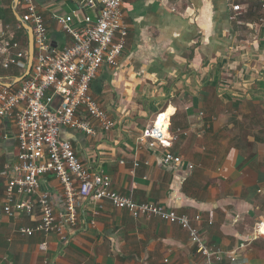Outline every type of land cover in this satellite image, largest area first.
Wrapping results in <instances>:
<instances>
[{
	"label": "crops",
	"instance_id": "obj_1",
	"mask_svg": "<svg viewBox=\"0 0 264 264\" xmlns=\"http://www.w3.org/2000/svg\"><path fill=\"white\" fill-rule=\"evenodd\" d=\"M245 1L125 0L128 36L119 65L102 63L90 85L113 126L103 131L95 125L94 136L69 127L59 133L81 162L107 174L119 193L198 214L203 239L222 254L214 264H264V9L249 11ZM35 2L57 51L70 38L55 16L71 13L75 2ZM18 3L14 8L13 0L0 1V31L10 26L17 44L11 52H22L25 62L24 69L0 67V82L10 86L20 83L27 66L28 37L26 47L10 15L17 21ZM233 4L241 9L233 11ZM160 113L169 114L173 139L168 147L150 148L141 135ZM16 135L14 117L1 118L0 171L14 157ZM165 151L181 162L163 165ZM4 189L0 176V202ZM40 190L59 214V179L42 175ZM101 205L94 213L96 203H81L66 241L55 233L19 234L39 218L37 206L31 218L0 212V264H203L179 225L134 218L107 200Z\"/></svg>",
	"mask_w": 264,
	"mask_h": 264
},
{
	"label": "built area",
	"instance_id": "obj_2",
	"mask_svg": "<svg viewBox=\"0 0 264 264\" xmlns=\"http://www.w3.org/2000/svg\"><path fill=\"white\" fill-rule=\"evenodd\" d=\"M3 1V0H0ZM167 3L169 0H160ZM261 8L264 9V0ZM71 13L56 15L61 31L70 40L54 51L43 15L35 0H19V18L31 28L34 57L30 73L10 86L0 82V119L13 116L17 141L13 159L0 171L5 178V189L0 212L9 218H31L36 206L39 218L32 225L22 226L19 234L55 233L66 241L78 219V208L83 201L97 204L109 201L115 208L126 210L132 217L153 216L183 228L189 241L196 247L203 264L220 261V251L209 247L197 223L200 216L178 213L172 207L152 201H137L113 188L111 178L102 172L90 171L79 159L68 140L60 137V128L69 127L94 136L96 128L108 131L113 120L93 98L90 85L102 65L117 67L126 47L128 25L123 20L125 0H74ZM233 11L240 5L233 4ZM79 15L78 18H75ZM10 26L0 31V67L24 69L23 53H12L17 44ZM158 114L141 138H148L150 148L170 146L173 136L167 122L169 114ZM161 162L165 166L181 162V157L165 151ZM189 169L192 165L188 166ZM54 174L60 182L63 207L55 214L49 194L40 190V177ZM264 225V222H263ZM263 229L251 235L254 239ZM245 244L241 245L244 246ZM46 250V242L39 244ZM230 260L234 261L233 256Z\"/></svg>",
	"mask_w": 264,
	"mask_h": 264
},
{
	"label": "water",
	"instance_id": "obj_3",
	"mask_svg": "<svg viewBox=\"0 0 264 264\" xmlns=\"http://www.w3.org/2000/svg\"><path fill=\"white\" fill-rule=\"evenodd\" d=\"M19 0H13V7L15 8ZM17 21L21 24L24 30L27 32L28 37V50H27V66L24 74L18 78V82L23 80L29 73L32 67L33 57H34V45H33V36L31 28L25 23L21 22L19 16L15 14Z\"/></svg>",
	"mask_w": 264,
	"mask_h": 264
},
{
	"label": "trees",
	"instance_id": "obj_4",
	"mask_svg": "<svg viewBox=\"0 0 264 264\" xmlns=\"http://www.w3.org/2000/svg\"><path fill=\"white\" fill-rule=\"evenodd\" d=\"M11 2V0H9ZM247 3V8L250 10H253V9H257L260 7L261 5V2L259 0H248V1H245ZM11 15V18L13 19V24H14V27L21 31L23 33V36H24V43H25V46L27 47V35L24 31V29L20 26V24L15 20L14 16L10 13Z\"/></svg>",
	"mask_w": 264,
	"mask_h": 264
},
{
	"label": "rangeland",
	"instance_id": "obj_5",
	"mask_svg": "<svg viewBox=\"0 0 264 264\" xmlns=\"http://www.w3.org/2000/svg\"><path fill=\"white\" fill-rule=\"evenodd\" d=\"M18 12H19V13H21V11H20V10H19ZM252 14H253V15H252V18H255V16L257 15V13H256V12H252Z\"/></svg>",
	"mask_w": 264,
	"mask_h": 264
}]
</instances>
